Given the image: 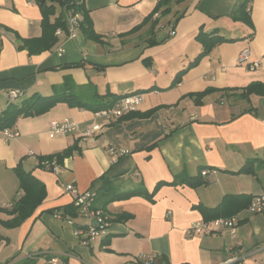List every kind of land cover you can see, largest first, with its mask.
Here are the masks:
<instances>
[{
	"label": "crops",
	"instance_id": "1",
	"mask_svg": "<svg viewBox=\"0 0 264 264\" xmlns=\"http://www.w3.org/2000/svg\"><path fill=\"white\" fill-rule=\"evenodd\" d=\"M160 2L83 0L101 42L80 31L68 38L69 13L55 6L49 21L64 16L66 29H56L51 49L30 53L21 40L41 37L39 5L0 0V114L34 95L51 96L66 79L65 92L86 103L98 96L103 103L144 97L136 114L109 125L89 109L62 102L18 117L6 129L17 138L5 140L0 132V209L11 211L22 196L18 169L45 189L40 206L15 228L1 224L11 217L0 211V264H47L53 257L66 264H142L144 255L153 257L151 264H264V214L247 211L248 202L264 196V164L256 161L253 174H234L264 155L260 99L251 96L246 107H237L234 97L253 82L264 83V0L249 2L247 24L231 17L240 0H171L166 14L156 11ZM201 36L230 41L202 55L207 38ZM245 49L249 62H259L253 71L237 63ZM12 92L18 97L9 102ZM63 120L103 128L88 139L77 133L50 138V124ZM110 147L128 153L115 159ZM65 151L57 163L54 156ZM202 171L209 184L190 187L187 180ZM104 184L117 194L142 187L152 201L134 196L96 205L109 222L107 233L84 246L72 222L60 218L73 201L66 187L96 200ZM198 207L235 217V231L189 234L191 225L211 218ZM119 215L129 219L116 221ZM73 222L85 225L80 217Z\"/></svg>",
	"mask_w": 264,
	"mask_h": 264
},
{
	"label": "trees",
	"instance_id": "2",
	"mask_svg": "<svg viewBox=\"0 0 264 264\" xmlns=\"http://www.w3.org/2000/svg\"><path fill=\"white\" fill-rule=\"evenodd\" d=\"M251 0H240L238 7L232 13L231 17L233 20L242 23H249V15L247 14V5ZM37 4L39 5L42 13V20H41V27H42V35L38 39H29V40H21L22 46L21 48L27 49L30 53H36L42 50H49L51 49L55 43L56 38L54 33L57 28L66 29V19L64 16L57 18L55 23H51L49 21V17L54 14L55 6H59L65 13L73 14L74 16H78L81 19L79 20V31L84 35L87 40L93 42H101V38L97 36L92 28V23L89 18L88 12L84 8L83 0H36ZM171 4V0H161L159 6L156 8V11L160 8L162 10V14H166L169 11V6ZM202 37V36H201ZM203 40L207 38L205 51L202 55L206 54L210 51V49L223 41H230L225 40L221 37H210V36H203ZM201 43H203V40ZM152 42V41H150ZM153 43V42H152ZM154 44V43H153ZM76 66V65H74ZM68 80H65V83L62 89L56 90L51 96L42 97L34 95L31 98L23 101L20 105L9 104L7 109L0 114V132L9 129L13 126L16 119L20 116H28L33 114H38L44 112L58 103H68L71 105H76L80 108H86L90 111L96 113L100 110L110 108L115 100L111 102H102V98L104 96H98L96 100L92 102H84L79 100L73 93H66L65 90H68ZM177 82V81H176ZM210 89L206 90L200 95V98L207 94ZM216 90V89H215ZM227 90V89H225ZM230 90H237V89H230ZM217 91V90H216ZM251 96H255L259 99H264V83L260 82H253L248 86L241 89L239 93H237L238 100H245L249 101ZM254 109H249L247 112H252ZM136 114L135 112H131L127 115ZM67 151L55 155V159L57 163L61 162L62 159L66 156ZM46 158V159H50ZM43 159H40L42 161ZM256 161L261 162L264 164V155L262 159H251L247 161L236 173L234 174H253V164ZM16 175L18 178V187L19 190L22 191V196L16 201L11 211L1 210V212L7 213L8 216L11 218L7 221L1 222V224L7 228H15L19 226L26 218H28L35 209L40 206L42 201L45 198V189L42 183L37 181L34 177L30 174L25 173L21 170L16 171ZM187 182L189 183L190 187L196 188L201 185L209 184V181L205 179V177H201L200 175L197 177H191L188 179ZM162 183L158 184L155 191L161 186ZM134 196H142L145 199L152 201V195L147 194L142 187H138L134 190L127 191L123 194H117L113 191L111 187H106L105 184L100 188L98 191V198L95 200V204L98 205L100 208H104L107 204L112 201H118L121 199H127ZM250 202H248L249 204ZM247 204V206H248ZM97 206V207H98ZM220 207V206H219ZM217 207L215 209H208L205 207H198L200 211L203 213L211 214L210 219H205V222L209 220H216L219 218H226L230 216H220L218 214L220 208ZM99 209V208H98ZM212 211V212H210ZM62 219L68 220L72 222L74 227H79L77 223L73 222V220L77 219L79 216L76 210L73 208L72 205L63 209V213L60 215ZM129 219V216L126 215H119L116 217V221H124ZM48 258V257H47ZM27 264V263H23Z\"/></svg>",
	"mask_w": 264,
	"mask_h": 264
},
{
	"label": "built area",
	"instance_id": "3",
	"mask_svg": "<svg viewBox=\"0 0 264 264\" xmlns=\"http://www.w3.org/2000/svg\"><path fill=\"white\" fill-rule=\"evenodd\" d=\"M248 11V8H247ZM69 28H68V38H73L76 36L79 31V21L77 16H74L70 13L67 18ZM62 54V50L59 51V55ZM249 50L245 49L239 52L237 56V63L241 64L246 62L248 64V69L250 71L255 70L259 66V62H249ZM18 97V93L12 92L8 95L9 102H12ZM144 97L143 94H134L125 96L117 99L114 104L104 110H100L94 113L96 120H104L106 124H111L117 119L131 113L135 112L140 104L142 103ZM103 128V125L100 123H93L88 127L82 128L79 124L72 122L70 120H63L59 122H52L49 126L48 136L54 138L60 135H66L70 133H77L84 139L93 138L98 135ZM3 137L5 140H11L18 137V134L8 132L7 130L3 131ZM110 155L115 159L121 157L122 155L128 153L125 150H119L115 147H110L108 149ZM29 155L33 153L28 152ZM49 168V166L46 164ZM53 171H57V168L53 166ZM138 174H136L137 176ZM208 172L202 171L201 176L206 177ZM66 190L72 195L73 201L72 206L76 210L78 216L85 221V225L74 227L73 233L84 246L90 245L97 238L103 237L107 233L109 226L108 220L104 217L102 211L96 207L95 196L90 193L78 194L77 191L71 185L66 187ZM9 208V205L6 206ZM247 211L253 214H264V196H257L252 199ZM238 220L235 217L231 218H221L216 219L210 222H197L188 230L189 234L193 235H211L215 232H219L222 229H229L231 233L235 231ZM142 264H151L153 257L151 255H144L140 257ZM47 264H66L62 259L53 257L47 261Z\"/></svg>",
	"mask_w": 264,
	"mask_h": 264
},
{
	"label": "rangeland",
	"instance_id": "4",
	"mask_svg": "<svg viewBox=\"0 0 264 264\" xmlns=\"http://www.w3.org/2000/svg\"><path fill=\"white\" fill-rule=\"evenodd\" d=\"M234 97H235V99L236 100H238L236 97H237V94H234ZM234 99V100H235ZM254 100V102L255 103H257L258 104V102H257V100L256 99H253ZM226 104L228 105V106H230L231 105V99H226ZM230 104V105H229ZM237 107H246L247 106V104H246V101H244V100H238V103H237V105H236ZM230 107H232V106H230Z\"/></svg>",
	"mask_w": 264,
	"mask_h": 264
},
{
	"label": "water",
	"instance_id": "5",
	"mask_svg": "<svg viewBox=\"0 0 264 264\" xmlns=\"http://www.w3.org/2000/svg\"><path fill=\"white\" fill-rule=\"evenodd\" d=\"M260 108H261L262 113L264 115V99H260Z\"/></svg>",
	"mask_w": 264,
	"mask_h": 264
}]
</instances>
